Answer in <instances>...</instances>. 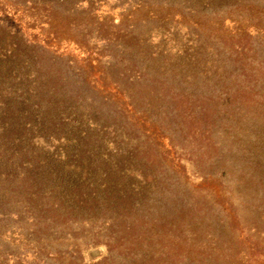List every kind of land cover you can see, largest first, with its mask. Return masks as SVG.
I'll use <instances>...</instances> for the list:
<instances>
[{
  "label": "trees",
  "instance_id": "obj_1",
  "mask_svg": "<svg viewBox=\"0 0 264 264\" xmlns=\"http://www.w3.org/2000/svg\"><path fill=\"white\" fill-rule=\"evenodd\" d=\"M60 3L0 0L4 19L26 20L0 32V124L9 135L0 236L7 222L20 223L15 231L33 241L39 264L83 263L78 236L86 248L106 245L110 256L96 264H264V244L240 233L252 214L254 236H264V0L183 1L186 29L234 31L208 33L175 61L141 46L137 29L58 22L56 13L70 19L81 7ZM63 40H74L83 66L55 51ZM58 130L96 155L79 166L87 177L69 181L58 162L36 161L37 140ZM166 140L174 152L187 142L199 158L198 191L180 183L188 169ZM242 191L253 199L236 205ZM55 232L71 236L61 239L66 251L53 247Z\"/></svg>",
  "mask_w": 264,
  "mask_h": 264
},
{
  "label": "rangeland",
  "instance_id": "obj_2",
  "mask_svg": "<svg viewBox=\"0 0 264 264\" xmlns=\"http://www.w3.org/2000/svg\"><path fill=\"white\" fill-rule=\"evenodd\" d=\"M77 1L79 6L78 11L72 9L70 12V19H67L64 11L61 10L59 13L54 15V18L59 22V20H64L65 23H78L82 25V29H137V41L141 46L148 44L149 48L165 50L171 60L175 61V56L178 52L185 50L184 48L191 47L193 49L195 46L200 44L199 40L201 37H205L208 33H213L217 35H223L225 33H231L234 29H208V26L204 25L201 29H186L188 27L187 23L179 20L178 14L181 10L177 8L179 5H184L185 0H173L176 5L175 8L167 7L164 0H62L60 3L65 8H72L74 2ZM84 1V2H82ZM90 3V4H89ZM173 15V17L168 16ZM0 13V19L5 21L6 26L0 24V32L7 27H12V29H24L26 20L22 24L17 20L13 21L8 16V19H4ZM175 15V16H174ZM96 17V18H95ZM97 20V21H96ZM100 20V24H97ZM96 21V22H95ZM57 25V22L52 23ZM121 24V25H120ZM24 26V27H23ZM121 26V27H116ZM110 30V31H111ZM199 30V31H197ZM116 33V31H114ZM207 33V34H206ZM112 34V33H111ZM146 39L148 41L146 42ZM52 47L55 51L58 49V54L63 55L65 58H72L73 60H78V65L83 66L80 57L81 55L76 48L73 41L62 42H52ZM63 60V59H62ZM99 68V67H98ZM100 75L98 74L97 77ZM2 124H0V153L6 150L7 137L9 136L7 131L3 130ZM35 132V130H33ZM66 130H58L59 133L57 137L42 136L40 140L36 142V156L38 158L39 165H42L45 169L49 167H56L57 162L62 168H58L56 171L65 177H70L72 179L79 177H87L83 170L79 166L85 165L88 159H91L96 164V155H88L83 153L80 146V142L77 140V135L72 138L67 135ZM46 132V129L39 131L41 133ZM39 136V137H40ZM164 145L172 151V155L178 159L181 157V164L186 165L188 172V179H180V183L185 187V190L192 194L201 188L203 182L202 168L199 165V158L196 156L189 155V145L187 142H181V145L186 147V150L178 149L174 152L169 144V141H164ZM84 146V144H83ZM190 159V160H189ZM65 164V165H63ZM0 169H5L4 165L0 164ZM95 174V173H93ZM2 177L0 175V183ZM73 189L75 187L73 186ZM201 192V190H200ZM199 194V193H198ZM253 197L245 191L241 193H236L235 203L236 205L242 204L244 201H250ZM248 216L243 222L242 228H240V233H244L245 237H251L252 239L260 240V243L264 244V236L256 237L254 236V231L252 229L259 227V222L256 220L254 215L247 214ZM21 227L20 223L16 224L14 220L7 222L3 226V236H0V264H39L36 260L35 249L33 246V241H25L21 234L23 232L15 231ZM239 234V232H237ZM71 236L66 232H55L53 233L52 239H60L54 244V248L64 249L62 247L61 239H69ZM31 239V237H28ZM77 247H83V263L82 258L75 257L74 264H96L105 258L109 257V252L105 244H100L96 246L85 247V240H81L78 236L76 240ZM78 250V248H77ZM241 251L245 252L246 257H249L252 250L250 248L244 249L241 247ZM262 256L264 257V249L261 250ZM72 251H69L67 255H71ZM69 263V259L66 260Z\"/></svg>",
  "mask_w": 264,
  "mask_h": 264
}]
</instances>
